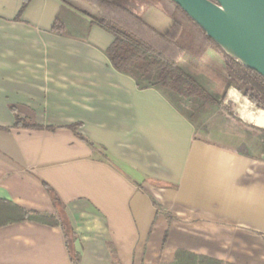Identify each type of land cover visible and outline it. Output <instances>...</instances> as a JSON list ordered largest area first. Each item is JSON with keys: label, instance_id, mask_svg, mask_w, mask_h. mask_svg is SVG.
I'll return each instance as SVG.
<instances>
[{"label": "crops", "instance_id": "0c3cea01", "mask_svg": "<svg viewBox=\"0 0 264 264\" xmlns=\"http://www.w3.org/2000/svg\"><path fill=\"white\" fill-rule=\"evenodd\" d=\"M21 3L0 0V207L59 224L0 225V264H159L178 250L264 264V109L232 86L221 100L220 51L201 56L205 98L139 88L106 56L113 36L87 16L62 0H31L15 20ZM57 17L61 32L51 30ZM142 17L178 31L157 6ZM10 107L56 128L3 130ZM75 123L85 140L67 127Z\"/></svg>", "mask_w": 264, "mask_h": 264}, {"label": "trees", "instance_id": "16d2710c", "mask_svg": "<svg viewBox=\"0 0 264 264\" xmlns=\"http://www.w3.org/2000/svg\"><path fill=\"white\" fill-rule=\"evenodd\" d=\"M30 1L22 0L15 20H19ZM62 1L87 16L91 23L97 24L113 36V40L104 52L111 65L117 71L132 76L139 88L166 87L187 97L205 98L204 89L198 86L195 78L203 69L202 54L208 47H214L223 55L226 67L225 75L221 76L224 84L221 100L226 96V89L232 86L257 108L264 109V78L223 53L174 1ZM152 5L160 8L170 17L178 28L177 33H161L143 19L142 14ZM63 29V23L58 17L55 18L51 30L61 32ZM10 109L14 115V122L11 127H2L3 130L26 128L52 131L56 128L55 126L40 125L20 117L14 107H10ZM78 125L75 123L67 127L78 134L76 132ZM79 136L85 140L83 136ZM43 185L51 194L53 202L58 203L59 200L55 192L47 184L43 183ZM2 203L0 211L5 215L0 220V225L24 220L50 225L59 224L53 216H42L35 211L25 210L9 202ZM68 249L71 260L77 261L76 253L70 247ZM159 264H222V262L178 250L172 262Z\"/></svg>", "mask_w": 264, "mask_h": 264}, {"label": "water", "instance_id": "95a60500", "mask_svg": "<svg viewBox=\"0 0 264 264\" xmlns=\"http://www.w3.org/2000/svg\"><path fill=\"white\" fill-rule=\"evenodd\" d=\"M220 50L264 78V0H172Z\"/></svg>", "mask_w": 264, "mask_h": 264}, {"label": "rangeland", "instance_id": "374dc122", "mask_svg": "<svg viewBox=\"0 0 264 264\" xmlns=\"http://www.w3.org/2000/svg\"><path fill=\"white\" fill-rule=\"evenodd\" d=\"M201 80V82H198L197 84L198 85H200L201 86V84L202 85H204V87H207L208 86V78H206V77H203L202 79H200ZM208 90H209V87H208ZM168 91V90H167ZM210 92H213L211 89H210ZM168 93V92H167ZM170 94V93H169ZM196 101H198V100H196ZM179 104L183 107V108H187V104H186V102L184 101V100H181V101H179ZM203 104H204V101H199V107L196 109V111L197 110H200V109H203L204 108V106H203ZM209 108H211L212 109V114L213 115H215V116H219V114H220V107L219 106H215V105H209ZM193 111L191 110V113H192ZM260 143H261V145H260V150H259V153L260 152H262L263 150H264V136H263V134H261L260 135ZM263 140V141H262Z\"/></svg>", "mask_w": 264, "mask_h": 264}]
</instances>
